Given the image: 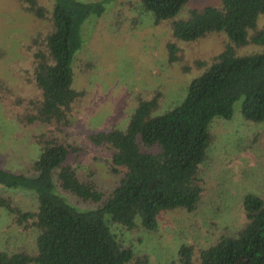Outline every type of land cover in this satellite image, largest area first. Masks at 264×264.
Here are the masks:
<instances>
[{
  "label": "trees",
  "instance_id": "obj_1",
  "mask_svg": "<svg viewBox=\"0 0 264 264\" xmlns=\"http://www.w3.org/2000/svg\"><path fill=\"white\" fill-rule=\"evenodd\" d=\"M105 1L51 0L45 5L18 0L21 8L46 20V30L30 36L25 47L31 65L22 70L40 96L28 99L16 119L52 130L34 135L39 151L23 168L0 165V185L25 190L33 198L32 206L23 209L11 195L0 194V208L19 225L36 230L32 248L0 250V264H145L148 255L136 253L123 235L158 229L162 211L196 209L206 193L201 165L214 137L209 130L213 118H230L233 102L241 98L245 118L264 120V27L257 24L264 0L193 5L186 17L174 16L188 0H138L140 11L152 12L155 22L171 19L169 63L183 59L180 41L194 42L214 31H224L228 40L210 62L194 60L202 69L176 105L158 112L164 94L158 87L146 97L138 93L124 127L86 130V140L107 151L108 170L117 175L110 189L100 188L92 170H78L84 147L58 132L72 123L73 109L85 95L72 85L73 64L83 47L84 23L104 13ZM248 43L262 47L236 52ZM4 83L0 77V90L10 91ZM242 202L244 224L220 233L197 257L193 243H182L180 264H264V195L248 192Z\"/></svg>",
  "mask_w": 264,
  "mask_h": 264
},
{
  "label": "rangeland",
  "instance_id": "obj_2",
  "mask_svg": "<svg viewBox=\"0 0 264 264\" xmlns=\"http://www.w3.org/2000/svg\"><path fill=\"white\" fill-rule=\"evenodd\" d=\"M39 1L50 5L51 0ZM219 3L220 0H188L174 17H186L193 5ZM104 5L101 16H92L84 23L83 47L73 64L72 85L85 90V95L73 109L72 123L58 136L84 147L76 162L81 167L78 170H92L98 186L108 190L117 175L108 170L107 151L86 140V130L124 127L138 93L146 97L158 87L164 93L158 112L176 105L184 97L189 81L202 69L194 60L210 62L223 49L228 36L224 31H214L194 42L180 41L183 59L169 63L166 43L172 37L171 19L155 22L152 12L140 11L138 0H108ZM257 24L264 27V14L258 15ZM37 30H46L45 19L21 8L18 0H0V77L10 89L0 90V165L12 170L23 168L37 155L34 135L52 130V126L44 124L25 126L16 119L28 99L40 96L33 81L22 73L31 65L30 50L25 45ZM261 47L248 43L236 47V52L247 54ZM85 62L90 64L84 69ZM211 128L214 137L201 165L206 193L196 209L176 207L162 211L158 229L126 231L123 235L126 243H134L136 253L148 255L145 264H180L177 252L182 243H193L197 257L199 249L220 233L233 232L244 224L245 193L264 195V120L245 118L238 98L233 102L232 116L214 117L210 132ZM0 194L11 195L23 209L33 204L32 194L22 189L0 185ZM35 235L34 228L19 225L5 208H0V250L30 249Z\"/></svg>",
  "mask_w": 264,
  "mask_h": 264
}]
</instances>
